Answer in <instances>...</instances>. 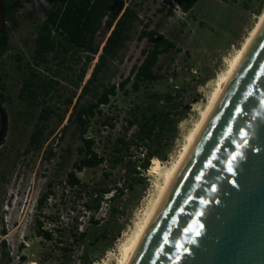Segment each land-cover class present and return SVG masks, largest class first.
<instances>
[{
  "label": "rangeland",
  "instance_id": "rangeland-1",
  "mask_svg": "<svg viewBox=\"0 0 264 264\" xmlns=\"http://www.w3.org/2000/svg\"><path fill=\"white\" fill-rule=\"evenodd\" d=\"M54 1L19 0L18 25L10 29L0 57L7 115L0 145V264H115L119 245L155 190L156 177L148 173L152 158L168 165L177 157L213 80L242 45L264 0H197L188 12L165 0H131L141 20L180 50L161 54L154 67L159 79L134 90L133 66L150 47L135 34L84 94L109 32L102 27L97 33L99 51L89 61L85 53L63 59L64 52L39 59L34 39ZM127 76V91L118 89L100 105L82 135L93 139L102 163L77 172L80 182L70 186L67 173L82 144L68 121L75 103L95 100L104 86ZM47 109L51 112L38 121ZM146 112L156 113L153 127L137 136ZM38 122L43 134L36 148L30 136Z\"/></svg>",
  "mask_w": 264,
  "mask_h": 264
},
{
  "label": "water",
  "instance_id": "water-1",
  "mask_svg": "<svg viewBox=\"0 0 264 264\" xmlns=\"http://www.w3.org/2000/svg\"><path fill=\"white\" fill-rule=\"evenodd\" d=\"M6 24L0 0V33ZM2 106L0 141L7 120ZM241 130L248 133L247 145ZM236 153L241 155L229 172ZM130 264H264V27Z\"/></svg>",
  "mask_w": 264,
  "mask_h": 264
},
{
  "label": "trees",
  "instance_id": "trees-1",
  "mask_svg": "<svg viewBox=\"0 0 264 264\" xmlns=\"http://www.w3.org/2000/svg\"><path fill=\"white\" fill-rule=\"evenodd\" d=\"M168 3H176L183 12H188L197 0H165ZM3 16L7 24L5 30L0 33V57L7 51L9 46V31L18 25V19L15 16L19 8V0H1ZM10 23V24H8ZM104 28L107 35L101 52L92 67L90 77L82 87V94L87 92L91 86L98 80L100 73L104 70L110 60L118 57L119 52L124 45L132 40L136 34L137 39L146 38L150 42V47L143 50V58L139 65L133 66L134 75L132 76L131 86L134 90L138 89L142 82H155L159 76L155 73L154 67L163 53L170 49L179 51L176 44L165 38L154 28H149L147 23L141 20L138 10L133 6L130 0H55L52 6L46 10L45 19L39 24L34 39V52L36 57L41 60L51 53L64 52L63 59L67 53L72 56L85 53L86 61L93 59L99 51V45L96 44V36L101 28ZM90 55V57H89ZM80 56H77L79 60ZM85 73L83 69L79 75L81 79ZM131 81V76L125 77L118 84L104 86L102 90L96 93V99L88 103H75L73 111L68 121L74 126L76 132H79L82 144L78 147L79 157L74 161L73 168L67 173V180L70 186H75L80 182L76 175L84 168L95 167L102 163L103 158L97 154L93 148L92 138H86L84 134L89 122L100 105L109 102L111 96L116 95L118 89L126 92L125 85ZM91 85V86H90ZM52 87V83L48 84ZM81 94V95H82ZM5 96L0 92V104L3 105ZM70 102V100H68ZM5 113L6 109L2 106ZM51 112L50 109L43 110L38 116V121L43 120ZM156 117V113H142L140 123L142 128L137 136L145 131H151L153 125L150 121ZM1 122V118H0ZM6 127L0 145L3 143ZM43 124L38 122L30 136V143L37 148L42 142ZM150 157L143 161V167L149 165ZM99 201L95 205L97 209ZM90 207L89 204H86Z\"/></svg>",
  "mask_w": 264,
  "mask_h": 264
},
{
  "label": "bare ground",
  "instance_id": "bare-ground-1",
  "mask_svg": "<svg viewBox=\"0 0 264 264\" xmlns=\"http://www.w3.org/2000/svg\"><path fill=\"white\" fill-rule=\"evenodd\" d=\"M264 27V7L257 16L254 26L249 30L242 45L227 58L226 68L213 80L210 91L203 106L199 108L198 117L189 127L184 142L177 157L168 165H162L156 157L152 158L148 173L156 177L155 190L147 205L141 210L140 217L134 224V228L119 245L115 264H130L138 250L151 222L153 221L166 193L168 192L174 178L182 167L184 161L192 150L201 132L209 121L211 115L219 104L228 86L236 75L238 69L246 58L255 40Z\"/></svg>",
  "mask_w": 264,
  "mask_h": 264
},
{
  "label": "snow or ice",
  "instance_id": "snow-or-ice-1",
  "mask_svg": "<svg viewBox=\"0 0 264 264\" xmlns=\"http://www.w3.org/2000/svg\"><path fill=\"white\" fill-rule=\"evenodd\" d=\"M241 111H242L241 107L237 106L236 109H235V112L238 114ZM240 135L242 137H244L243 143L245 145H247V143H248V141H247V135H248V133L246 131H244V130H241ZM240 155H241V153H236L235 155H233L231 157V160L229 161V167H228V171L229 172L233 171V169L231 167L232 161H235L237 159V157L240 156ZM209 164H210V162H209ZM213 190H215V189H213ZM195 234L196 235H199V232H196ZM189 243H195V241L190 240ZM177 247L181 248L184 252H187L188 251V249L187 248H184L183 245H177Z\"/></svg>",
  "mask_w": 264,
  "mask_h": 264
}]
</instances>
